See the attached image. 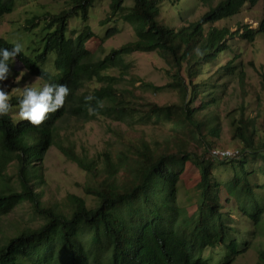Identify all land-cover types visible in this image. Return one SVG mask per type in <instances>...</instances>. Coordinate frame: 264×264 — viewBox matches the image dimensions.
I'll return each instance as SVG.
<instances>
[{
	"label": "trees",
	"instance_id": "obj_1",
	"mask_svg": "<svg viewBox=\"0 0 264 264\" xmlns=\"http://www.w3.org/2000/svg\"><path fill=\"white\" fill-rule=\"evenodd\" d=\"M108 1L101 24L112 25L106 30L88 24L95 0H67L57 13L43 15L39 41L28 40L32 46L9 61L8 76L20 67L39 81L27 86L51 82L71 89L64 106L41 126L16 122L23 89L8 78L0 81L12 105L0 117V264H210L205 250L217 246L227 256L221 264H230L250 243L240 240L235 223L228 222L230 210L240 209L253 229L264 215V184H257L255 176L264 174V128L258 115L246 114L247 94L237 118L230 120L231 140L241 145L238 154L221 159L210 150L222 134L217 107L228 82L235 80L245 89L242 50L235 43H252L264 34V7L258 27L232 31L216 24L254 8L259 0ZM14 5L15 0H0V18ZM72 17L81 20V29L70 28ZM37 19L27 20L25 29L38 27ZM116 22L129 24L133 39L102 55L103 42L119 32ZM13 44L0 37V48ZM136 52L158 53L172 80L159 86L133 74L126 57ZM162 89L174 91L176 100L158 103L144 94ZM89 95L105 104L96 115H89ZM70 118L81 123L110 119L135 134L115 131L107 147L88 158L76 153L70 134L59 128ZM135 124L151 125L165 135L149 140L133 130ZM51 149L83 175L79 192L68 191L60 199L45 196L44 162ZM187 165L195 168L197 179L183 202L179 194L188 181ZM223 171L233 173L225 182L218 176ZM24 202L40 219L37 225L1 222ZM258 256L257 264H264V249Z\"/></svg>",
	"mask_w": 264,
	"mask_h": 264
},
{
	"label": "rangeland",
	"instance_id": "obj_2",
	"mask_svg": "<svg viewBox=\"0 0 264 264\" xmlns=\"http://www.w3.org/2000/svg\"><path fill=\"white\" fill-rule=\"evenodd\" d=\"M67 0H15L14 9L10 13L4 14L0 18V37L10 42H20L24 45V50H27L32 45L28 40L36 43L39 41L41 35V25L43 24V15L46 12L57 13L66 6ZM108 0H95L94 5L90 9V18L88 24L93 30L100 31L106 30L112 23L102 25L101 21L107 17L109 8ZM126 3L131 4V0H126ZM264 7V0H259L254 8H244L238 15L218 22L216 25H226L230 30H239L242 26H248L250 28L253 25H258L262 16ZM201 10V9H200ZM200 10L197 13H200ZM196 12V11H195ZM38 17L40 25L38 27L25 29L26 21ZM70 28L81 29L82 22L78 17H72L69 20ZM114 27L118 28L117 33L103 42L105 54L110 48L118 47L121 44L133 39V30L129 24L116 22ZM235 45L242 51L241 54V68L245 74V89L242 90L239 84L235 80H230L226 95L219 100L217 112L221 116L222 121V134L220 139L216 143V147L220 148H237L239 145L237 142L231 140L230 120L235 116H238V106L242 101L243 94H247L245 101L248 104L246 114L256 116V121L260 126V129L264 128V89L261 87V74L264 73V34H258L256 39L252 42L240 41L237 39ZM227 58L220 60V63L225 62ZM126 60L130 64V71L143 78L145 81L153 82L155 85H165L172 80L167 70L169 65L165 60L156 52H136L128 55ZM24 71L22 68H16L14 75L8 76V83L10 85H18L20 90L28 84H37L39 81L25 74L19 80L18 84L15 80L16 76ZM15 85V86H16ZM139 83L136 82L135 86ZM139 90H141L139 88ZM221 90L218 91L220 93ZM145 96L149 100H153L158 103H164L168 101L176 100L177 95L174 91L169 89H162L154 94L147 90ZM259 100L261 107L258 109ZM234 108H237L230 116L229 113ZM168 126L165 125L164 128ZM61 132L64 134H70L71 138L75 142V151L80 155H86L88 158L93 157L97 152H101L107 147V142L116 137V132H120L124 135L135 133L129 130L126 124L118 123L110 119H95L90 120L87 123L77 122L74 119H66L59 125ZM133 130H139V132L145 133L147 139H162L165 134H160V130L153 129L152 126H140L135 124L132 126ZM116 131V132H115ZM209 155V154H208ZM261 163L260 161L254 163L252 166L257 167ZM12 174V170L8 171ZM44 172L48 176V182L43 184L45 186V196H54L60 199L68 191L79 192L80 185L84 182L83 175L78 170L75 164L67 161L64 157L58 154L55 149H51L46 156L44 162ZM233 173L227 171L219 172L218 176L224 181H227ZM257 184H264V174L257 173L255 175ZM197 179V172L192 166L189 168L187 165L184 180H188L187 183L181 184L180 198L183 202L187 201L186 192H189ZM224 181V182H225ZM90 201V199H88ZM230 210V209H229ZM231 215L228 217V222L234 224L240 237V240H247L249 246L248 251L244 254L238 255L230 264H257L259 259V252L264 249V215L262 217V223L258 225V228H252V223L241 216L240 209L231 211ZM16 221L18 225H37L40 222L38 216H35L30 207L29 202H24L15 207L6 219H2V223L8 221ZM8 226L3 229L7 231ZM254 233V237L251 234ZM246 244H244L245 246ZM205 255L210 257V264H221L223 259H226V253L222 254L221 249L217 246L215 248H206ZM222 259V260H221Z\"/></svg>",
	"mask_w": 264,
	"mask_h": 264
},
{
	"label": "clouds",
	"instance_id": "obj_3",
	"mask_svg": "<svg viewBox=\"0 0 264 264\" xmlns=\"http://www.w3.org/2000/svg\"><path fill=\"white\" fill-rule=\"evenodd\" d=\"M258 27V25H253ZM24 45L20 42H14L12 48H0V81H4L10 74L9 61L13 62L15 58L23 51ZM203 52L197 50L198 56H203ZM26 70L21 71L15 80L18 83ZM71 89L65 83H51L45 82L41 87L25 86L21 93L18 109V120L27 121L34 127L41 126L48 117L59 111L66 103ZM86 102L89 103V115H96L97 111L103 109L105 104L98 100L94 95L85 97ZM96 101L94 107L91 102ZM12 110L11 96L3 87H0V117L7 115ZM237 153L232 149L224 151L217 150L213 155H218L221 159L232 158Z\"/></svg>",
	"mask_w": 264,
	"mask_h": 264
},
{
	"label": "built area",
	"instance_id": "obj_4",
	"mask_svg": "<svg viewBox=\"0 0 264 264\" xmlns=\"http://www.w3.org/2000/svg\"><path fill=\"white\" fill-rule=\"evenodd\" d=\"M226 149H232V150H234V151L238 154V150L235 149V148H220V147L212 148V149L210 150V153L212 154L213 157L220 158L218 155H213V153L216 152L217 150H219V151H224V150H226Z\"/></svg>",
	"mask_w": 264,
	"mask_h": 264
}]
</instances>
